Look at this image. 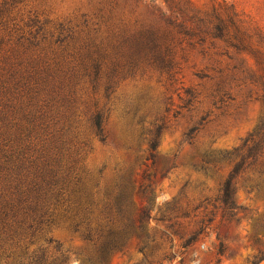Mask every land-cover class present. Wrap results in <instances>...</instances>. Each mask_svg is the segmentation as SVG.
I'll use <instances>...</instances> for the list:
<instances>
[{
    "label": "rangeland",
    "instance_id": "obj_1",
    "mask_svg": "<svg viewBox=\"0 0 264 264\" xmlns=\"http://www.w3.org/2000/svg\"><path fill=\"white\" fill-rule=\"evenodd\" d=\"M38 2L50 6L54 19L85 10L88 0H30L21 17L38 10ZM174 2L189 14L227 18L234 10L250 21L251 37L240 52L220 40L173 42L171 67L144 63L117 83L104 122L108 141L87 132L82 150L99 189L113 190L103 196L108 213L119 211L113 233L121 249L106 264H264V0ZM161 11L168 12L164 0H119L115 15L133 30L159 23ZM90 97L84 89L82 100ZM95 97L105 102L101 88ZM136 104L130 124L122 111ZM231 174L233 205L226 208L221 197ZM47 236L69 250L66 264H83L82 247L90 256L103 249L63 225Z\"/></svg>",
    "mask_w": 264,
    "mask_h": 264
},
{
    "label": "trees",
    "instance_id": "obj_2",
    "mask_svg": "<svg viewBox=\"0 0 264 264\" xmlns=\"http://www.w3.org/2000/svg\"><path fill=\"white\" fill-rule=\"evenodd\" d=\"M28 1L0 0V264H66L69 250L47 236L62 225L86 244H101L95 256L84 247L77 252L83 264H106L121 249L113 233L119 211L108 213L103 196L113 190L99 189L83 163L86 133L108 141L104 122L117 83L144 63L171 67L173 42L220 40L240 52L251 23L234 10L227 18L189 14L164 0L168 12L156 15L159 23L130 30L115 15L119 0H88L85 10L54 19L50 6L39 2L38 10L21 17ZM221 53L229 55L227 49ZM100 88L105 102L95 97ZM84 89L91 94L88 102ZM138 109H123L130 124ZM161 129L152 131L151 149ZM233 176L223 186L226 208L233 205Z\"/></svg>",
    "mask_w": 264,
    "mask_h": 264
}]
</instances>
